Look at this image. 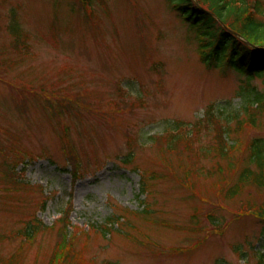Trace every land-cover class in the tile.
<instances>
[{"label":"rangeland","instance_id":"rangeland-1","mask_svg":"<svg viewBox=\"0 0 264 264\" xmlns=\"http://www.w3.org/2000/svg\"><path fill=\"white\" fill-rule=\"evenodd\" d=\"M186 29L167 0H0V264H48L64 211L75 264H257L264 222L242 206L264 190L227 201L213 178L175 176L214 140L206 113L228 122L237 159L264 138V112L250 125L244 111L260 108L264 76L206 68ZM178 121L204 125L191 150L169 148ZM33 217L43 228L28 244L17 232Z\"/></svg>","mask_w":264,"mask_h":264},{"label":"trees","instance_id":"trees-1","mask_svg":"<svg viewBox=\"0 0 264 264\" xmlns=\"http://www.w3.org/2000/svg\"><path fill=\"white\" fill-rule=\"evenodd\" d=\"M170 9L180 17L186 24L187 32L192 34L193 40L197 42V53L199 61L206 68H225L238 71L245 75V80L250 81L252 76H264V50H255L248 46L242 39L257 47H264V5L260 0H167ZM96 0H81L83 6H92ZM227 27V29H225ZM12 34L15 45L22 41L20 30L15 22L11 24ZM230 30V31H229ZM25 48L28 49L27 46ZM256 93V92H254ZM49 103V98L47 99ZM255 101L260 108L244 109L248 115V124L255 125L258 115L264 112V97L256 93ZM54 103V102H53ZM58 105L54 111L57 115L60 110L67 106ZM206 126L198 121L195 124H189L186 128L181 122L176 123L175 130L171 131L166 138L169 142V148L176 151V145L185 143L186 150L193 147V138L198 133L200 126L209 132L213 129V142L208 146L199 145L198 148L192 149L190 155V166L184 167L179 165V174L175 179L180 183L186 182L188 177L196 175L215 179L218 195L227 201H232L245 193L247 189L264 190V138H253L247 142L243 149V159H237L234 155L237 151L236 143H229L226 138L230 134V128L227 124L219 125L218 118L213 112L206 113ZM212 117V118H211ZM217 118V119H213ZM204 121V120H203ZM205 122V121H204ZM246 122V121H245ZM213 123V124H212ZM204 124V123H202ZM243 121L238 126L242 127ZM175 131V132H174ZM153 138L154 137H150ZM149 138V139H150ZM66 151V150H65ZM184 152V150H182ZM181 151L176 154L178 161H181ZM184 154V153H183ZM127 157L132 161V153L129 152ZM217 160L216 164L206 169L202 165V160ZM70 164L75 165L73 157L68 158ZM224 162V166L220 162ZM181 164V162H179ZM174 166V165H171ZM176 166V165H175ZM14 180V179H13ZM148 176L142 175L140 179V194L148 196L150 189ZM12 184L18 186L19 181L14 180ZM145 197V198H146ZM243 211L255 213L257 217L264 222V202L260 204H246L242 206ZM62 212L56 219L59 223L58 237L50 256L48 264H75L78 259L76 252L75 233L67 231L68 216ZM131 213H134L131 211ZM147 217L150 212L147 206L143 210L136 211ZM118 218V217H114ZM111 222V220H110ZM43 228L42 223L33 217L32 221L18 231L23 241L28 244L32 243L35 236ZM17 255L3 261V264H16ZM257 264H264V253L261 254Z\"/></svg>","mask_w":264,"mask_h":264},{"label":"water","instance_id":"water-1","mask_svg":"<svg viewBox=\"0 0 264 264\" xmlns=\"http://www.w3.org/2000/svg\"><path fill=\"white\" fill-rule=\"evenodd\" d=\"M242 39V38H241ZM248 44V43H247Z\"/></svg>","mask_w":264,"mask_h":264}]
</instances>
